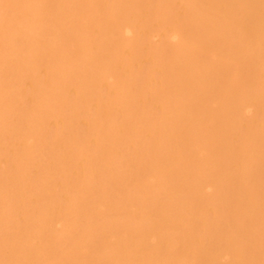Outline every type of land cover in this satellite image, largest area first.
<instances>
[{
	"label": "bare ground",
	"instance_id": "1",
	"mask_svg": "<svg viewBox=\"0 0 264 264\" xmlns=\"http://www.w3.org/2000/svg\"><path fill=\"white\" fill-rule=\"evenodd\" d=\"M147 1L0 0V264H264V0Z\"/></svg>",
	"mask_w": 264,
	"mask_h": 264
},
{
	"label": "rangeland",
	"instance_id": "2",
	"mask_svg": "<svg viewBox=\"0 0 264 264\" xmlns=\"http://www.w3.org/2000/svg\"><path fill=\"white\" fill-rule=\"evenodd\" d=\"M157 1L158 0H148L147 1V3L144 5V10H145V12L143 11V14H144V16H143V20L142 21H145V22H142L140 25H143L144 23H146L147 21H150V22H154L155 23V26H157V24H159L160 22H162V20H165V18L162 16V14L161 13H159L158 11L156 12V9H157ZM182 3H184V2H190V0H180ZM186 4H188V3H185V4H183V5H186ZM146 11H147V13H146ZM168 18H170V17H168ZM168 18H166V20L165 21H163V22H166L167 21V26H166V28H168V31H176V28H177V24L175 23V22H173L172 24H169V22H168ZM148 23V22H147ZM175 28V29H174ZM160 32H162V31H160ZM160 32H156L157 34L156 35H158V36H156V35H154V36H152V39H158L159 37H161L158 33H160ZM149 88V86L147 87V89H146V91H149L150 89H148ZM27 131V130H26ZM54 133V131H52V134ZM33 141V137H30V138H28V142H32ZM133 188V187H132ZM132 188H130V189H132ZM136 190H138V189H136L135 187H134V190L132 189V191H136ZM209 191L210 190H212V189H208ZM127 192H129V190L127 191ZM126 193V192H125ZM211 209H213L212 207L210 208V210ZM95 212V211H94ZM96 213V212H95ZM97 214V213H96ZM58 227H64L62 224H55V228H58ZM67 230L70 228V224H68L67 226ZM198 239V238H197ZM156 241V238L155 237H153L152 239H151V242H155ZM166 260H164V262H165ZM168 261V260H167ZM184 262H186V260H183V264H186V263H184ZM180 263H182V261L180 262Z\"/></svg>",
	"mask_w": 264,
	"mask_h": 264
}]
</instances>
